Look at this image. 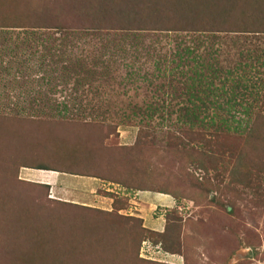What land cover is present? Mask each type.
I'll list each match as a JSON object with an SVG mask.
<instances>
[{
  "label": "rangeland",
  "instance_id": "obj_1",
  "mask_svg": "<svg viewBox=\"0 0 264 264\" xmlns=\"http://www.w3.org/2000/svg\"><path fill=\"white\" fill-rule=\"evenodd\" d=\"M0 264H264V0H0Z\"/></svg>",
  "mask_w": 264,
  "mask_h": 264
},
{
  "label": "trees",
  "instance_id": "obj_2",
  "mask_svg": "<svg viewBox=\"0 0 264 264\" xmlns=\"http://www.w3.org/2000/svg\"><path fill=\"white\" fill-rule=\"evenodd\" d=\"M208 31H211V29H209ZM258 32H261V31H258ZM210 84H211V82H210ZM220 87L223 88L222 85ZM206 88H207V90H210L208 86H206ZM209 92H211V90ZM189 98H190V100H189ZM187 100L189 101V106L183 109V117H184V121L183 122L184 123L186 122L188 124V126L190 127V129H188V131L185 134L197 135L198 132L197 131H193L191 129L193 126H198V127H201L202 129L209 128L210 126L212 127V121L211 120H210V123L209 122L205 123V122H203L202 119H198L197 115H196V111H197L198 107H201L202 109H205V106H203L204 102L201 99L200 90H196L193 95H190V94L187 93ZM193 101H196V102H198L200 104H195V103L193 104ZM201 108H199V109L201 110ZM243 112H244V115H247L246 108L243 109ZM192 119L198 120V122L195 123V121L192 120ZM224 121L225 120H218L217 121V125L219 127H224L225 126ZM240 122L241 121H238V123H240ZM237 126H239V125H237ZM40 185H43L45 187L47 186V184H44V183H41ZM139 191H146V190H139ZM162 252L166 253L164 250H162Z\"/></svg>",
  "mask_w": 264,
  "mask_h": 264
},
{
  "label": "crops",
  "instance_id": "obj_3",
  "mask_svg": "<svg viewBox=\"0 0 264 264\" xmlns=\"http://www.w3.org/2000/svg\"><path fill=\"white\" fill-rule=\"evenodd\" d=\"M48 184V183H47Z\"/></svg>",
  "mask_w": 264,
  "mask_h": 264
}]
</instances>
